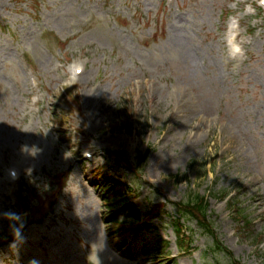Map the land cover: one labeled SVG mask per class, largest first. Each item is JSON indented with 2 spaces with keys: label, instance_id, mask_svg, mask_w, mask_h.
<instances>
[{
  "label": "rangeland",
  "instance_id": "obj_1",
  "mask_svg": "<svg viewBox=\"0 0 264 264\" xmlns=\"http://www.w3.org/2000/svg\"><path fill=\"white\" fill-rule=\"evenodd\" d=\"M259 3L0 0V234L11 238L20 227L3 213L27 214L17 207L26 188L36 191L30 202L38 220L23 231L24 242L3 240L0 264H230L223 253H205L211 239L203 234L189 249L177 245L175 202L192 191L207 197L234 257L264 264ZM233 35L243 50L236 58ZM75 65L83 72L73 79ZM185 96L194 110L187 117ZM107 150H124L136 171L114 164ZM139 152L148 159L136 169ZM86 153L92 157L84 160ZM69 166L73 172L62 173ZM98 171L120 182L138 219L150 218L147 228L131 232L136 222L124 213L119 221L131 231L118 230L104 215L102 183L91 181ZM251 234L263 237L254 242Z\"/></svg>",
  "mask_w": 264,
  "mask_h": 264
},
{
  "label": "trees",
  "instance_id": "obj_2",
  "mask_svg": "<svg viewBox=\"0 0 264 264\" xmlns=\"http://www.w3.org/2000/svg\"><path fill=\"white\" fill-rule=\"evenodd\" d=\"M122 154V153H121ZM123 155V154H122ZM146 154H140L138 155V165L142 166L143 163L146 160ZM124 160H127L126 157H123ZM128 161V160H127ZM103 194H105V198L108 200H111L110 202L113 203L117 201L120 202L119 207L117 205L116 208H122L123 206L126 205V203H129V196L126 193H120V191H115V186L109 187V185H106L105 188L102 190ZM123 198V199H121ZM121 199V200H120ZM232 206L235 208L236 211V219L237 220H243L244 224L249 227L251 225V221L247 217V215L244 214L243 209H240L239 207H236L235 203H231ZM129 211L131 210L132 213L138 212L136 208L128 209ZM182 211L184 212L183 214L189 216L192 219H195L197 223L199 224V227L202 231V233L209 235L213 239V246L211 249L216 252V254L220 253H227L228 256L230 252H228L223 244L220 242L218 235L216 231L213 228L212 221L210 220V217L208 216V203L205 200L204 197L199 195L198 193H192L189 195V197L186 199V202L182 205ZM117 213L112 214L113 216H116ZM134 217V216H132ZM250 235V234H249ZM253 236V234H251ZM254 238L256 237H263L262 234H257V236H253ZM5 238V235L0 234V242H2ZM255 241L256 242V239ZM182 243V242H180ZM259 243V242H257ZM232 258V257H231ZM233 264H240L237 260L233 259L231 260Z\"/></svg>",
  "mask_w": 264,
  "mask_h": 264
},
{
  "label": "clouds",
  "instance_id": "obj_3",
  "mask_svg": "<svg viewBox=\"0 0 264 264\" xmlns=\"http://www.w3.org/2000/svg\"><path fill=\"white\" fill-rule=\"evenodd\" d=\"M261 3L264 4V0H261ZM233 27V24H230L229 29ZM228 48H229V55L233 58H236L238 55H243V50L240 46V44L235 42V35L230 36L228 40ZM82 70V69H81ZM89 157L91 154H86ZM15 178V177H14ZM3 215H6L10 218L19 220L21 218V213L15 212V211H9L6 213H3ZM27 226V220L25 219L23 224L20 227L13 226V235L15 240H19L21 242H24L26 240L25 235L23 234V228ZM13 246H16L15 241L13 243ZM29 264H40L39 260L36 258H33Z\"/></svg>",
  "mask_w": 264,
  "mask_h": 264
},
{
  "label": "bare ground",
  "instance_id": "obj_4",
  "mask_svg": "<svg viewBox=\"0 0 264 264\" xmlns=\"http://www.w3.org/2000/svg\"><path fill=\"white\" fill-rule=\"evenodd\" d=\"M184 93H182L181 95H183ZM186 95V94H185ZM191 100H190V98L188 97V96H185V102H184V104L182 105V107H183V112H184V114H183V117H187L190 113H192L194 110H193V106H192V104H191V102H190ZM179 119V118H178ZM197 128H198V130H199V134L201 135V131H202V126H201V124H199L198 126H197Z\"/></svg>",
  "mask_w": 264,
  "mask_h": 264
}]
</instances>
